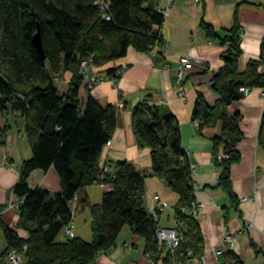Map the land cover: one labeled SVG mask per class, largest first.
<instances>
[{
  "label": "trees",
  "instance_id": "obj_1",
  "mask_svg": "<svg viewBox=\"0 0 264 264\" xmlns=\"http://www.w3.org/2000/svg\"><path fill=\"white\" fill-rule=\"evenodd\" d=\"M163 22L154 0H0V117L11 111L19 114L31 149V158L22 163L12 190L19 200L16 210L27 237L22 240L4 228V255L14 250L21 255V264H96L97 257L115 246L120 230L127 226L144 240L150 259L155 261L166 251L164 260L168 263L173 257L166 247L158 248L155 238L159 212L153 217L143 202L144 180L152 175L162 177L178 195L180 207L175 209L174 218L182 227L176 260L190 264L201 255L199 226L184 212L194 203V189L175 116L147 102L133 109V132L138 143L150 150L151 174L126 161L113 163L111 170L99 168L101 151L116 127L117 109L95 100L90 95L89 79L80 74L84 61L98 70L123 58L129 49L150 52L161 44ZM37 26L44 60L32 45ZM202 26L208 36L217 35ZM228 33L221 38L227 45L221 55L223 66L211 79L218 99L209 106L199 95L192 120L203 126L218 119L220 133L211 141L212 155L220 168L217 187L234 200L230 168L239 161L237 145L242 134L240 115L229 114L226 108L242 100L244 90L260 89L264 93V75L254 61L247 63L244 72H238L237 21ZM68 69L73 75L61 92L55 80ZM104 73L105 78H119L114 68ZM6 132V126L0 128V147ZM258 142L264 149V112ZM219 156L225 159L219 160ZM49 168L58 176L60 192L30 189V174ZM92 185L108 188L95 205L89 204L85 192ZM78 207L89 211L91 240L66 237L58 241ZM220 255L222 264H244L232 252Z\"/></svg>",
  "mask_w": 264,
  "mask_h": 264
},
{
  "label": "crops",
  "instance_id": "obj_2",
  "mask_svg": "<svg viewBox=\"0 0 264 264\" xmlns=\"http://www.w3.org/2000/svg\"><path fill=\"white\" fill-rule=\"evenodd\" d=\"M155 9L163 14L160 29L161 44L148 53L129 49L126 55L102 69H95L100 77L114 68L117 81L104 80L90 95L102 105L117 109L116 127L104 146L99 168L111 170L115 162L126 161L146 174H151L150 150L138 143L132 128V112L141 102L168 111L178 121L180 143L186 152L192 171L196 222L202 236L201 255L190 264H222L224 258L216 251L232 252L244 264H264V149L258 142L264 97L260 89H252L245 97L226 108L227 113L240 115L242 139L237 145L239 161L230 168L231 193L217 187L220 168L212 155V139L220 133V123L214 118L206 125L192 120V111L199 95L210 106L217 101L211 89L212 76L223 66L221 55L227 45L221 38L229 34L234 22L239 24L240 57L238 72L247 63H258L264 75V0H154ZM202 24L217 34L208 36ZM188 57L193 71L180 82L177 79L179 59ZM73 71L65 70L57 76L65 86ZM183 94V98L179 95ZM7 127L4 145L0 147V264L6 263V243L3 229L12 230L24 240L27 233L22 226L16 205L19 200L12 190L18 181L21 165L31 158V149L24 133L22 118L17 112L0 117V128ZM30 189L41 188L60 192L58 176L52 168L36 170L28 178ZM106 186L92 185L85 189L90 205L100 203ZM158 196L164 207L158 215V226L174 228L175 209L180 207L178 195L162 177L152 175L144 180V207L154 205ZM74 205V204H73ZM75 207V206H73ZM76 222V223H75ZM90 216L87 208L78 207L71 223L70 236L90 241ZM66 239L64 230L58 241ZM144 240L124 226L114 247L100 254L96 264H169L166 251L153 261L145 253ZM191 256V255H190ZM21 258V255H19Z\"/></svg>",
  "mask_w": 264,
  "mask_h": 264
},
{
  "label": "built area",
  "instance_id": "obj_3",
  "mask_svg": "<svg viewBox=\"0 0 264 264\" xmlns=\"http://www.w3.org/2000/svg\"><path fill=\"white\" fill-rule=\"evenodd\" d=\"M192 71H193V66H192V62L190 61V59L188 57L180 58L179 59V69L176 75L177 79L180 82H182L185 76L188 75ZM80 74L83 75L85 78L89 79L91 90L98 84L102 83L104 80L114 81V80H111L105 77L98 76L95 72V68L91 66L89 62H86V61L82 62L80 65ZM116 75H119L118 71L116 72ZM243 92L246 95L248 91L244 90ZM262 95L264 97V93H262ZM179 96L183 98L182 93ZM106 145L109 146L110 142H108ZM220 159L224 160L225 157L219 156V160ZM153 202H154V205L148 209V212L153 217L156 218V213L162 210V208L164 207V204L160 202L158 196L153 197ZM197 207L198 205L196 203H192L190 208L184 209V212L190 215L193 219H196L197 218ZM71 226L72 225L70 224L64 229L66 237L70 236ZM181 227H182V223L175 221L174 228L157 227L155 231V238H156L158 248L166 247L169 250L171 256L173 257L171 258L169 264H181V262H179L175 258V255L177 253V248H178V245L181 239L180 232H179V229ZM220 254H221V251L217 250L216 255H220ZM187 255L190 256L191 253L187 252ZM150 263L152 264L151 261ZM5 264H21V258L14 250H10L8 251L6 255Z\"/></svg>",
  "mask_w": 264,
  "mask_h": 264
},
{
  "label": "water",
  "instance_id": "obj_4",
  "mask_svg": "<svg viewBox=\"0 0 264 264\" xmlns=\"http://www.w3.org/2000/svg\"><path fill=\"white\" fill-rule=\"evenodd\" d=\"M32 45L35 48L38 55L40 56V58L44 60V55H43L42 45H41V40H40V35H39V26H37V33L32 38Z\"/></svg>",
  "mask_w": 264,
  "mask_h": 264
},
{
  "label": "rangeland",
  "instance_id": "obj_5",
  "mask_svg": "<svg viewBox=\"0 0 264 264\" xmlns=\"http://www.w3.org/2000/svg\"><path fill=\"white\" fill-rule=\"evenodd\" d=\"M55 83H56V87L58 88V90H62L63 88H65V86L61 84V79L57 78L55 80Z\"/></svg>",
  "mask_w": 264,
  "mask_h": 264
}]
</instances>
